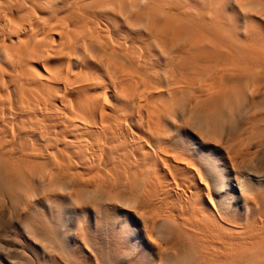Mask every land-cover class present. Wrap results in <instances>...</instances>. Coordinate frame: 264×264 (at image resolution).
Wrapping results in <instances>:
<instances>
[{
	"label": "bare ground",
	"instance_id": "bare-ground-1",
	"mask_svg": "<svg viewBox=\"0 0 264 264\" xmlns=\"http://www.w3.org/2000/svg\"><path fill=\"white\" fill-rule=\"evenodd\" d=\"M247 143L264 0H0V213L57 256L31 264H264Z\"/></svg>",
	"mask_w": 264,
	"mask_h": 264
},
{
	"label": "rangeland",
	"instance_id": "rangeland-1",
	"mask_svg": "<svg viewBox=\"0 0 264 264\" xmlns=\"http://www.w3.org/2000/svg\"><path fill=\"white\" fill-rule=\"evenodd\" d=\"M196 127L191 125H185L181 129L182 139L194 143L196 139ZM244 152H249L252 154L253 165H248L249 168H256L261 171V176H250V181L257 187L264 186V148H258L255 144L247 143L244 146ZM230 150V147L225 145L217 153L222 156L220 163L222 164L223 159L226 160L224 155L226 151ZM217 156V155H216ZM243 171L244 168H241ZM248 169V168H247ZM252 171V170H251ZM226 172L231 174V169L226 168ZM249 172V170H247ZM245 171V173H247ZM236 194V192H233ZM238 197V196H236ZM239 200L237 201V203ZM239 204V203H238ZM42 209L47 214L49 205L44 203ZM87 211V210H86ZM0 264H31V261H35L41 258H47V254H51V258H57V256L52 252L51 249L46 248L42 242H40L36 234L31 233L25 228L24 220L25 214H16L12 211H2L0 213ZM87 216L92 225L95 224V219L97 216L88 211ZM72 221H77L72 219ZM129 230L131 232L132 240L138 242L141 241V224L135 218H128ZM68 231L66 239L68 242V247L74 248L75 251L81 249L80 245H77V236L75 232ZM79 246V247H78Z\"/></svg>",
	"mask_w": 264,
	"mask_h": 264
}]
</instances>
